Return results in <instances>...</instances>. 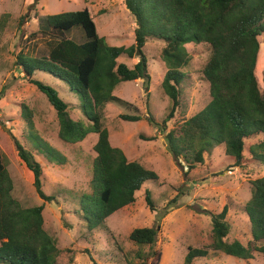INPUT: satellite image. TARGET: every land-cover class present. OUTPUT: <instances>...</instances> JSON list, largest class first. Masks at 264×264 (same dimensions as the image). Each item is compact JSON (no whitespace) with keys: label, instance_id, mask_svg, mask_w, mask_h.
<instances>
[{"label":"trees","instance_id":"1","mask_svg":"<svg viewBox=\"0 0 264 264\" xmlns=\"http://www.w3.org/2000/svg\"><path fill=\"white\" fill-rule=\"evenodd\" d=\"M125 4L138 25L131 46L108 43L99 35L91 12L85 8L48 16L39 31L61 40L52 44L48 56L34 58L21 54L18 59L26 78L56 111L58 137L63 143L79 144L90 134L98 137L93 148L96 156L90 182L92 192L79 197L81 217L87 221L89 230L106 227L109 217L137 201L136 193L144 184L158 179L156 173L138 161H130L122 149L112 145L103 122L107 105L116 101L131 105L115 96L120 84L150 80L145 51L150 41L164 45L161 55L167 72L161 88L171 107L161 124L151 113L144 117L123 114L120 118L131 123L145 119L156 126L177 163L187 168L185 176L203 165L205 154H211L217 147L224 148L232 168L248 163L264 165V86L261 87L257 76L258 56L264 42V0H125ZM76 27L83 29L85 43L64 37L65 32ZM189 44L205 46L210 52L202 75L209 83L211 101L202 111L168 131V123L181 106L185 70L193 59L194 53L186 48ZM124 59H138V62L130 67ZM36 73H45L65 83L80 97L87 126L72 118L68 104L53 87L36 80ZM22 117L30 130L29 139L37 142L35 148L40 154L44 151L51 163L64 165L66 158L59 150L42 142L33 132V115L27 107ZM256 138L262 139L247 150L246 142ZM140 139L153 141L155 137L140 136ZM14 144L19 158L33 173V186L44 204L23 208L14 198V182L0 150V264H59L61 250L56 239L45 230L43 215L45 203H52L56 196L44 192L43 168L34 155L18 139H14ZM252 185L253 196L245 207L252 225L249 245L229 240L227 205L219 214L204 210L212 218V242L203 248L189 247L184 264H194L211 252L245 261L254 259V252L264 253V177ZM145 201L155 214L157 226L136 228L129 239L138 247L151 249L164 214L148 192ZM134 257L135 264H159L161 254L139 250Z\"/></svg>","mask_w":264,"mask_h":264},{"label":"rangeland","instance_id":"2","mask_svg":"<svg viewBox=\"0 0 264 264\" xmlns=\"http://www.w3.org/2000/svg\"><path fill=\"white\" fill-rule=\"evenodd\" d=\"M85 8L91 12L99 35L112 46L129 47L134 43L138 25L125 0H0L2 160L14 182L13 196L23 208L38 207L44 202L33 186V173L18 156L14 139H18L41 164L43 190L56 196L52 203H45L43 215L45 230L56 239L61 250L58 263L135 264V253L140 250L160 253L159 264H184L189 247L203 248L212 242V218L204 210L219 214L226 205L229 207L226 218L230 225L229 240H238L248 246L252 241V225L245 207L253 196L252 183L264 177V165L248 163L244 167L232 168L224 148L217 147L211 154H205L203 165L185 176L187 168L177 163L156 126L145 119L131 123L120 118L123 114L144 117L151 113L161 124L168 114L171 101L161 88L167 69L161 55L164 45L159 41H150L145 48L150 80L120 84L115 96L131 105L119 101L107 105L103 120L112 145L122 149L130 161H138L156 173L158 179L144 184L136 193L137 201L109 217L106 227L88 229L87 221L81 217L79 197L92 192L90 182L96 156L93 148L98 137L90 134L82 143H63L58 137L56 111L18 65L21 54L34 58L48 56L52 44L61 40L39 31L48 16ZM64 37L79 44L87 41L81 27L65 32ZM186 48L194 53L193 59L185 70L187 76L181 88V106L168 123V131L202 111L211 101L209 83L202 75L210 52L205 46L196 44H189ZM260 50L257 76L263 87L264 42ZM123 61L133 67L138 59ZM34 78L53 87L60 99L68 104L72 118L88 125L80 109V97L65 83L45 73H36ZM25 107L33 115L35 135L59 150L66 158L64 165L51 163L44 151L41 150L43 154H40L35 148L37 142L29 139L30 130L22 117ZM140 136L144 139L155 137V140H141ZM261 139L248 140L247 150ZM147 192L159 212L164 214L156 243L151 249L138 247L129 239L136 228L157 226L155 214L145 201ZM194 264H264V253L254 252V259L245 261L222 252H211Z\"/></svg>","mask_w":264,"mask_h":264},{"label":"crops","instance_id":"3","mask_svg":"<svg viewBox=\"0 0 264 264\" xmlns=\"http://www.w3.org/2000/svg\"><path fill=\"white\" fill-rule=\"evenodd\" d=\"M258 62H259V57H258ZM258 62H257V64H258Z\"/></svg>","mask_w":264,"mask_h":264},{"label":"built area","instance_id":"4","mask_svg":"<svg viewBox=\"0 0 264 264\" xmlns=\"http://www.w3.org/2000/svg\"><path fill=\"white\" fill-rule=\"evenodd\" d=\"M0 115H1V113H0Z\"/></svg>","mask_w":264,"mask_h":264}]
</instances>
